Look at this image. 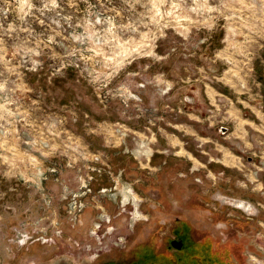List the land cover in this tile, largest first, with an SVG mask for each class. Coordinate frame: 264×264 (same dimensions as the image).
<instances>
[{"label":"rangeland","instance_id":"1","mask_svg":"<svg viewBox=\"0 0 264 264\" xmlns=\"http://www.w3.org/2000/svg\"><path fill=\"white\" fill-rule=\"evenodd\" d=\"M187 226L264 264V0H0V264Z\"/></svg>","mask_w":264,"mask_h":264},{"label":"flooded vegetation","instance_id":"2","mask_svg":"<svg viewBox=\"0 0 264 264\" xmlns=\"http://www.w3.org/2000/svg\"><path fill=\"white\" fill-rule=\"evenodd\" d=\"M145 154V153H144ZM151 154V152H150ZM149 154V155H150ZM149 157V156H147ZM241 202L237 205L241 208ZM244 206V205H243ZM191 229L187 226L184 234H176L174 239L166 242V246H149L145 250L124 251L129 256L122 259L109 258L101 262L102 257L96 256V264H250L254 261L261 264L255 257H251L249 251L253 249L245 246V243L234 240H214L210 234H203L202 239L194 240ZM193 231H195L193 229ZM196 232V231H195ZM192 238V239H191ZM188 239V240H186ZM151 243V242H150ZM159 245V246H158ZM135 254L136 256H133ZM140 254V256H137ZM253 262V264H255Z\"/></svg>","mask_w":264,"mask_h":264},{"label":"bare ground","instance_id":"3","mask_svg":"<svg viewBox=\"0 0 264 264\" xmlns=\"http://www.w3.org/2000/svg\"><path fill=\"white\" fill-rule=\"evenodd\" d=\"M221 57V56H220ZM223 58V57H222ZM229 74V73H228ZM229 78V77H228ZM230 79V78H229ZM225 82V81H224ZM210 91V90H209ZM131 96V95H130ZM212 103V102H211ZM232 111V110H231ZM240 117V116H239ZM240 120V119H239ZM238 122V121H237ZM240 122V121H239ZM238 122V123H239ZM241 124V123H240ZM239 124V125H240ZM250 125V124H249ZM252 126H254V125H252ZM255 127V126H254ZM256 128V127H255ZM179 147V146H178ZM149 151H147L146 152V155L147 156H149V154H150V152H151V150L150 149H148ZM225 162H226V160H225ZM82 183L84 184L85 182L82 180ZM133 199V201L134 202H136V201H139V199H138V197L136 196V195H133L132 193H131V191H130V188L128 189V191H127V194L126 195H123V199L126 201V200H128V199ZM125 203V202H124ZM134 211H135V209H134ZM135 219H139V218H142L143 216H140L139 214H138V209H136V212H135Z\"/></svg>","mask_w":264,"mask_h":264}]
</instances>
